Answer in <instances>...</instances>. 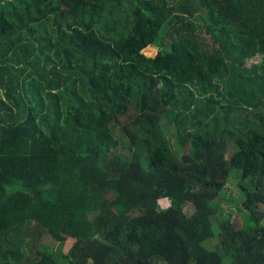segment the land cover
I'll use <instances>...</instances> for the list:
<instances>
[{
    "label": "trees",
    "instance_id": "obj_1",
    "mask_svg": "<svg viewBox=\"0 0 264 264\" xmlns=\"http://www.w3.org/2000/svg\"><path fill=\"white\" fill-rule=\"evenodd\" d=\"M48 222L66 264H264V0H0V264H62Z\"/></svg>",
    "mask_w": 264,
    "mask_h": 264
},
{
    "label": "rangeland",
    "instance_id": "obj_2",
    "mask_svg": "<svg viewBox=\"0 0 264 264\" xmlns=\"http://www.w3.org/2000/svg\"><path fill=\"white\" fill-rule=\"evenodd\" d=\"M158 52L157 48L149 47L145 50V54L149 57L156 56ZM260 61V57H255L249 60L248 65L253 64L254 62ZM238 179H235L234 177H231L229 183L227 184V188L225 190L226 199L222 200L221 203H219L220 211H216L214 214V217L212 218L213 223V229L215 232V236L219 234L220 231V222L230 217L232 220L238 224L243 226L245 217L244 210L241 204V200L243 198L241 192L238 189L237 186ZM162 208L169 207V203H161ZM185 212L188 215H192L194 213V208L192 206H186ZM223 214V215H221ZM49 225L45 226L44 228L47 230L49 236H46V232L43 231L41 234V237L38 241V236L36 237L38 244L40 245V249L42 251H45L47 253L53 254L62 264H66V260L64 258L65 254L70 250L73 240L66 238L62 239L58 237L50 226V222H48ZM36 241V242H37ZM208 244L210 247L214 248L216 245L219 244L218 239H211L208 241ZM228 264V263H227Z\"/></svg>",
    "mask_w": 264,
    "mask_h": 264
}]
</instances>
